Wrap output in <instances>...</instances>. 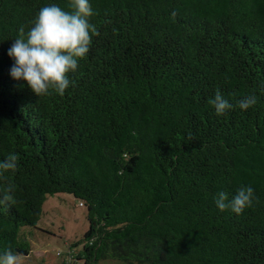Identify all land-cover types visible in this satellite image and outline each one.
Listing matches in <instances>:
<instances>
[{
    "label": "trees",
    "instance_id": "obj_1",
    "mask_svg": "<svg viewBox=\"0 0 264 264\" xmlns=\"http://www.w3.org/2000/svg\"><path fill=\"white\" fill-rule=\"evenodd\" d=\"M53 3L74 10L0 0V160L18 156L0 179V253L28 256L23 228L69 194L86 209L84 264H264V0H90L89 53L64 95L37 97L7 51ZM241 186L253 205L220 211L216 194Z\"/></svg>",
    "mask_w": 264,
    "mask_h": 264
},
{
    "label": "clouds",
    "instance_id": "obj_2",
    "mask_svg": "<svg viewBox=\"0 0 264 264\" xmlns=\"http://www.w3.org/2000/svg\"><path fill=\"white\" fill-rule=\"evenodd\" d=\"M72 8L71 12L65 11L54 3L42 7L26 38L21 29V36L7 51L14 62L9 73L11 78L23 81L37 97L48 95L50 89L64 95L70 86L69 74L77 71L79 60L89 53L92 36L99 34L90 23L94 15L90 0H72ZM257 102L256 95L249 94L238 101V107L246 111ZM210 103L218 116L233 109L219 91ZM17 161L15 153L0 160V179L5 178L4 171L17 168ZM12 191L13 186L9 184L0 196V204L12 199ZM214 201L220 211L231 210L239 215L253 205L255 193L251 186H241L231 197L225 191L218 192ZM0 264H18V256L6 250L0 253Z\"/></svg>",
    "mask_w": 264,
    "mask_h": 264
},
{
    "label": "rangeland",
    "instance_id": "obj_3",
    "mask_svg": "<svg viewBox=\"0 0 264 264\" xmlns=\"http://www.w3.org/2000/svg\"><path fill=\"white\" fill-rule=\"evenodd\" d=\"M87 228L86 209L79 201L69 194L47 196L37 226L22 230L31 251L19 256L18 264H84L77 256ZM95 264L124 263L107 259Z\"/></svg>",
    "mask_w": 264,
    "mask_h": 264
}]
</instances>
